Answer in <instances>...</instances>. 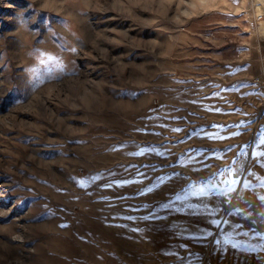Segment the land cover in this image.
Listing matches in <instances>:
<instances>
[{"label":"rangeland","instance_id":"rangeland-1","mask_svg":"<svg viewBox=\"0 0 264 264\" xmlns=\"http://www.w3.org/2000/svg\"><path fill=\"white\" fill-rule=\"evenodd\" d=\"M263 24L0 0V264H264Z\"/></svg>","mask_w":264,"mask_h":264},{"label":"snow or ice","instance_id":"snow-or-ice-1","mask_svg":"<svg viewBox=\"0 0 264 264\" xmlns=\"http://www.w3.org/2000/svg\"><path fill=\"white\" fill-rule=\"evenodd\" d=\"M262 136H264V129H262L260 131V133L258 134V136H257L256 139L259 140L260 137H262ZM253 155H255V154H253ZM238 182H239L238 180L232 181V183H238ZM232 190H234V189H231V188L229 189V191H232ZM200 192L203 193L204 192V189H200ZM177 199L179 200V199H181V197L180 196H177ZM215 223L217 224V226H219L220 221H216ZM233 246L235 247L236 245L234 244Z\"/></svg>","mask_w":264,"mask_h":264},{"label":"crops","instance_id":"crops-1","mask_svg":"<svg viewBox=\"0 0 264 264\" xmlns=\"http://www.w3.org/2000/svg\"><path fill=\"white\" fill-rule=\"evenodd\" d=\"M261 30H260V32L264 35V24L263 25H261Z\"/></svg>","mask_w":264,"mask_h":264},{"label":"bare ground","instance_id":"bare-ground-1","mask_svg":"<svg viewBox=\"0 0 264 264\" xmlns=\"http://www.w3.org/2000/svg\"><path fill=\"white\" fill-rule=\"evenodd\" d=\"M3 198H5V196H4V195H2V198H1V199H3Z\"/></svg>","mask_w":264,"mask_h":264}]
</instances>
